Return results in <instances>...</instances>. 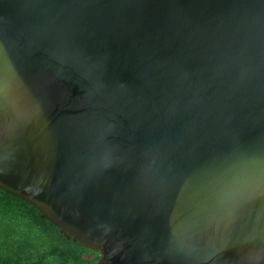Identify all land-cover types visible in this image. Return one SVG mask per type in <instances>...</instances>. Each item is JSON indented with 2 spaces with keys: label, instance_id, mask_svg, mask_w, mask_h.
<instances>
[{
  "label": "water",
  "instance_id": "water-1",
  "mask_svg": "<svg viewBox=\"0 0 264 264\" xmlns=\"http://www.w3.org/2000/svg\"><path fill=\"white\" fill-rule=\"evenodd\" d=\"M0 189L97 264H264V0H0Z\"/></svg>",
  "mask_w": 264,
  "mask_h": 264
},
{
  "label": "trees",
  "instance_id": "trees-1",
  "mask_svg": "<svg viewBox=\"0 0 264 264\" xmlns=\"http://www.w3.org/2000/svg\"><path fill=\"white\" fill-rule=\"evenodd\" d=\"M22 222L27 230L16 236L13 225L20 226ZM0 227L4 228L0 231V264H97L100 257L97 252L67 240L57 227L40 218L30 204L1 189ZM34 228L41 242L27 234Z\"/></svg>",
  "mask_w": 264,
  "mask_h": 264
},
{
  "label": "rangeland",
  "instance_id": "rangeland-1",
  "mask_svg": "<svg viewBox=\"0 0 264 264\" xmlns=\"http://www.w3.org/2000/svg\"><path fill=\"white\" fill-rule=\"evenodd\" d=\"M9 220V219H8ZM22 224H24V222H22L21 223V225L20 226H17V225H13L14 226V229H15V231H14V233L16 234V236H17V234L19 235L20 233L22 234V233H24L27 229H25V227L22 225ZM3 229L4 228H1L0 227V231L2 232L3 231ZM36 230V228H34V229H30L28 232H27V234L29 233H31V237L32 238H34V239H36L38 242H41V240H40V238L38 239L37 238V236L39 235L38 233H37V231H35ZM32 231V232H31Z\"/></svg>",
  "mask_w": 264,
  "mask_h": 264
}]
</instances>
